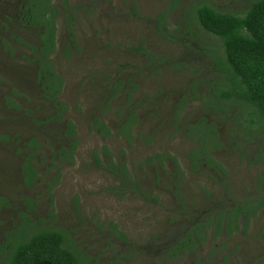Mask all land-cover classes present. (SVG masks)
I'll list each match as a JSON object with an SVG mask.
<instances>
[{
    "label": "rangeland",
    "instance_id": "374dc122",
    "mask_svg": "<svg viewBox=\"0 0 264 264\" xmlns=\"http://www.w3.org/2000/svg\"><path fill=\"white\" fill-rule=\"evenodd\" d=\"M253 1L70 0L67 12L73 16L76 43L69 39L62 10L50 56L63 80L58 101L66 107L56 121L51 117L57 111L42 89L31 47L39 44L37 29L24 25L30 14L22 12L25 1L0 0V244L18 235L9 233L25 212L36 229L63 232L83 264H264L262 213L247 233L238 229L231 236H209L183 256L168 257L165 246L185 218L220 197L217 174L200 161L197 168L192 165L203 126H189L200 118L218 131L221 145L211 155L227 172L233 197L229 200L264 192V134L250 125L249 109L214 94L219 77L210 52L222 49V43L202 29L195 13L199 5L208 4L243 15ZM34 2L41 14L51 8L50 2L61 6L62 0ZM164 10H169L168 23L159 33L157 16ZM201 46L208 49L202 51ZM131 111L138 121L129 140L118 132ZM94 117L105 121L110 135L93 128ZM68 120L78 138L74 162L57 167L54 152L74 138L63 136ZM207 129L212 132L211 125ZM32 137L40 148L28 147ZM104 146L116 163L128 165L142 192L116 188L119 180L95 160L96 150L107 163ZM36 149L38 178L28 185L22 162ZM156 153L177 157L185 171L183 186L174 184L168 157L165 167L146 163ZM175 189L179 201L189 207L183 214ZM30 201L35 202L33 212ZM2 259L0 252V264Z\"/></svg>",
    "mask_w": 264,
    "mask_h": 264
},
{
    "label": "trees",
    "instance_id": "16d2710c",
    "mask_svg": "<svg viewBox=\"0 0 264 264\" xmlns=\"http://www.w3.org/2000/svg\"><path fill=\"white\" fill-rule=\"evenodd\" d=\"M22 12L29 11V16L24 19V25H30L37 29L39 44L31 45L34 51V59L37 64V73L39 81L42 83V89L48 98L53 102L56 115L52 116V120H60L63 118L61 111L66 109L65 104L58 101V94L62 87V77L57 73L50 56L56 49V35L58 32V16L61 11L64 12L66 30L69 39L75 44V35L73 32L72 19L67 9H72L70 0H62L61 6L53 5L51 8L45 9L41 14L37 13L39 4L34 0H24ZM196 17L199 25L204 31L221 40L222 49L216 47L210 52L213 64L212 68L218 73L219 79L213 87V92L217 98L224 102L241 103L248 110L250 125L256 126L257 133L264 134V0L253 1L250 8L243 15H237L228 12H220L208 4H201L197 7ZM169 10L160 12L157 16L158 25L157 32H164V26L168 23ZM22 15V14H21ZM23 19V18H22ZM142 49V48H140ZM202 51H206L208 47L201 46ZM68 50V44L66 51ZM152 57V56H150ZM162 64L165 65V58L161 57ZM185 62H183L184 64ZM157 72H160L158 69ZM212 96V95H211ZM185 99V98H184ZM213 99V98H212ZM213 101V100H212ZM185 104L182 100L180 107ZM217 109H224L218 107ZM93 128H97L102 134L110 135L111 130L106 126L105 121L94 117ZM138 121L136 113L131 111L127 116V121L119 130V134L126 135L129 140L132 139V126ZM203 126V130L199 131L197 137L201 140V144L192 152V165L198 167V161L205 164L213 172L217 174V181L220 182L222 189L220 197L212 201L207 208L194 210L190 218H185L180 228L174 230L169 238L166 246V255L172 259L185 255L191 250H195L202 245L205 240L211 236L214 239L223 235L231 236L238 229H242L247 233L250 229L253 219L260 213L264 215V192L259 194L247 195L243 199L232 202L231 189L226 181V170L223 165L211 155V152L221 145L218 139V131L214 124L207 123V119L202 117L195 124ZM211 125L212 132L207 127ZM206 129L208 130L206 134ZM76 128L72 120H68L67 130L63 132L64 137H74L66 139V143L60 146L54 152V158L59 159V163L53 162V165L59 167L63 163L74 162V155L78 144L76 138ZM264 137V135H263ZM28 147L40 148L41 144L35 137L29 139ZM34 152H28L22 162V175L24 182L28 185L32 184L38 178V170L34 166ZM107 155V163H103L99 159V153L95 150V160L97 163L111 171L119 180L120 185H116L119 191L125 189L137 190L142 189L136 179L131 175L128 165L123 161L116 163L112 157L111 151L106 146L102 148ZM42 157V156H41ZM172 163L175 170L172 174L174 184L177 187L183 186L181 177L185 171L181 167L176 156L170 153H156L148 156L146 163L156 162L165 167L166 158ZM177 178V179H176ZM179 178V179H178ZM51 185L50 191L52 190ZM175 197L179 201L180 193L175 189ZM183 210L189 209L183 201ZM30 211L35 210V202H29ZM23 216L21 224H24L17 230V236L10 238L8 242L0 244V252L3 259L2 264H83V258L80 253L71 249L66 244L67 237L59 230L36 229L34 223L30 222L28 213H20ZM27 226V227H26ZM26 227V228H24ZM23 228V229H22Z\"/></svg>",
    "mask_w": 264,
    "mask_h": 264
}]
</instances>
